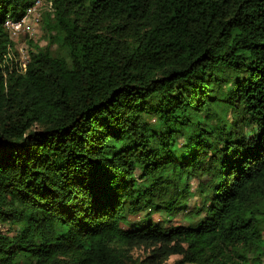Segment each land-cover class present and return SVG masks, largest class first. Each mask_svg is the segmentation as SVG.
Masks as SVG:
<instances>
[{
    "label": "trees",
    "instance_id": "trees-1",
    "mask_svg": "<svg viewBox=\"0 0 264 264\" xmlns=\"http://www.w3.org/2000/svg\"><path fill=\"white\" fill-rule=\"evenodd\" d=\"M49 1L17 71L0 0V264H264V0Z\"/></svg>",
    "mask_w": 264,
    "mask_h": 264
},
{
    "label": "rangeland",
    "instance_id": "rangeland-1",
    "mask_svg": "<svg viewBox=\"0 0 264 264\" xmlns=\"http://www.w3.org/2000/svg\"><path fill=\"white\" fill-rule=\"evenodd\" d=\"M45 9L43 8L38 19L37 16H29L22 24L21 28L19 29V32L17 35H15L13 38H11V42L13 43V46H11V57L16 60H23L25 62L29 59V53L30 50L33 49V45L37 46H44L47 42V39L42 31V17ZM8 37L10 39L9 33ZM52 50L56 49V45L51 46ZM194 202H196L195 198L189 199V202L187 203V210H189ZM185 210H181L178 212L177 215H174L173 213L168 214L167 212L162 211L161 213H148L147 211L141 212L137 216H129V223H147V222H153L156 224L161 225L162 227L169 228L172 225H178L181 222V215ZM128 223V225H130ZM123 226V225H122ZM129 226H123V228H128ZM8 225L0 223V231L8 232ZM135 256H142L144 255L143 251L141 249H135L134 251ZM177 257H171L169 262H172Z\"/></svg>",
    "mask_w": 264,
    "mask_h": 264
},
{
    "label": "built area",
    "instance_id": "built-area-1",
    "mask_svg": "<svg viewBox=\"0 0 264 264\" xmlns=\"http://www.w3.org/2000/svg\"><path fill=\"white\" fill-rule=\"evenodd\" d=\"M45 9V11L49 12L50 14L53 13V9H52V5L51 2L49 0H34V2L32 3L31 6H29L24 15L19 19V20H12V19H6L4 22V26L5 28L8 30L9 32V36H10V40L11 38H13L15 35L18 34L19 29L21 28L23 22L29 17V16H37L38 15V19L40 18L39 13L42 9ZM8 57L9 60H12L13 64H15V66H13V64L11 65V68H15L17 71H23L25 69V65L27 62L21 60H16L13 59L11 57V48L8 47Z\"/></svg>",
    "mask_w": 264,
    "mask_h": 264
}]
</instances>
